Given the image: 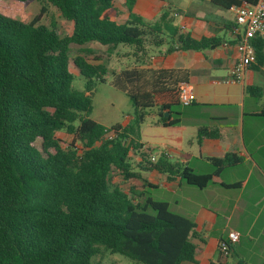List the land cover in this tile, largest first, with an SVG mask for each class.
I'll use <instances>...</instances> for the list:
<instances>
[{
    "label": "trees",
    "instance_id": "obj_1",
    "mask_svg": "<svg viewBox=\"0 0 264 264\" xmlns=\"http://www.w3.org/2000/svg\"><path fill=\"white\" fill-rule=\"evenodd\" d=\"M27 1L0 0V264H90L103 252L135 264H194L195 224L171 213L165 202L140 201L142 193L124 192L111 184V175L118 173L125 181L137 178L130 159L138 157L140 170L204 188L217 183L224 169L242 163L234 153L206 158L212 172L197 174L164 158L152 163L140 151L151 142V129L141 134L139 128L152 110L155 132L178 126L174 108L181 106L179 86L187 84L188 77L182 70L141 68L147 45L166 44L168 55L212 51L221 39L181 33L170 9L154 22L145 21L134 12L136 0H44L68 27L62 36L63 26L40 23L44 7L32 17L25 9ZM257 1L211 3L229 10ZM117 3L127 13L123 23L114 21L121 14ZM88 44L89 49L69 57L70 45ZM252 45L256 63L251 67L259 70L264 66V38ZM119 46L131 49L134 64L113 73L110 85L128 98L133 125L107 128L89 118L91 99L72 88L70 65L90 92L93 80L105 82L104 64ZM244 92L261 98L258 87L246 86ZM110 132L116 136L109 139ZM57 133L71 142L57 138ZM215 136L206 129L197 133L198 141Z\"/></svg>",
    "mask_w": 264,
    "mask_h": 264
},
{
    "label": "crops",
    "instance_id": "obj_2",
    "mask_svg": "<svg viewBox=\"0 0 264 264\" xmlns=\"http://www.w3.org/2000/svg\"><path fill=\"white\" fill-rule=\"evenodd\" d=\"M117 6L121 14L114 21L123 23L127 13L120 4ZM165 9L171 10L173 21L180 19L178 25H173L181 33L195 39L220 38L221 45L212 51H176L168 55H165L166 44L160 48L147 45L148 58L140 61V67L186 71L187 84L194 95L193 104L179 113L178 126L170 129L177 135L165 143L167 149L163 152L170 156L164 159H173V163L197 174L212 172L206 158H222L234 153L243 161L236 167L224 169L217 183L204 188L187 185L179 177L167 180L154 170L148 171L149 177L144 179L138 173L143 170L138 166L134 169L132 165L137 178L125 181L127 190L124 192L143 193L146 187L163 188L169 198L164 197L159 202L167 203L171 213L195 224L198 238L192 239L197 247L194 264H236L237 260L264 264V117L260 116L264 107L245 110L250 96L244 92L246 86H254L260 88L261 98L264 97V66L259 70L248 68L238 83H224L237 59L235 37L231 32L233 13L226 10L229 18L219 14L223 10L213 6L211 0H189L176 7L168 0H136L134 6V12L148 22L156 21ZM129 120L127 118L121 126L129 125ZM200 129L216 136L202 137L198 141ZM186 131L188 138H184ZM139 161L138 157L130 159L131 164L137 165ZM238 183H241L239 187L223 186ZM230 231L239 233L240 238L224 257L219 252V244Z\"/></svg>",
    "mask_w": 264,
    "mask_h": 264
},
{
    "label": "rangeland",
    "instance_id": "obj_3",
    "mask_svg": "<svg viewBox=\"0 0 264 264\" xmlns=\"http://www.w3.org/2000/svg\"><path fill=\"white\" fill-rule=\"evenodd\" d=\"M6 1V0H4ZM169 3L172 5V7H176L177 5H181L182 3L185 4L189 0L181 1V0H168ZM185 2V3H184ZM44 7L46 11L41 17L40 23L44 25H56L57 27H62V33L61 35H67L68 34V27L66 25H62V19L55 14L50 8L45 6L44 0H28L25 9L31 14L32 17L36 16L41 8ZM216 13H218L216 11ZM219 14L229 18L230 13L226 10L220 11ZM179 18H175L173 21L174 25H178ZM91 47L90 44L85 45L83 47H78L75 45H70L69 47V57L72 59L76 55L80 54V50L83 49H89ZM131 49L124 48L122 46H119L117 50H115L110 60L107 64H104L107 67V74L105 75V82L100 83L96 80L92 81L91 90L90 92H86V86L87 81L83 79L81 76L76 74V71L72 65H70V71L73 74V82H72V88L77 91H81L86 93V95H89L92 103V112L89 116V118L104 126V127H111L114 125H122L127 118H130L129 124L130 126L133 125V108L126 97L125 94L122 92H119L115 90L111 85L110 81L112 79V74L117 73L125 68H130L134 64V59L129 54H131ZM148 55V54H147ZM146 55V56H147ZM148 58V57H147ZM249 107H255L256 109L264 107V97L261 99H253L251 97H247L245 102V110H247ZM174 111L181 113L185 111L184 107L178 106L174 108ZM154 110H152L148 116L145 118V122L140 126V133L144 134L146 132H143V130H148L152 132H148V138L151 142L148 143L147 146L149 148V151H145L144 148H142L140 151L147 154V156H155L157 157V160L159 158H162L160 156V153L163 152V150H166L165 143L170 139H174L177 135L176 132L172 130L168 131H157L155 132L153 127L155 124V114ZM214 112V111H212ZM158 133V134H157ZM189 132L186 131L184 133V138L189 137ZM165 135V136H164ZM57 138L70 143L71 138L65 135L64 133H57ZM153 136V137H152ZM164 136V140L161 137ZM152 137V138H151ZM264 152V151H263ZM171 163L174 162L173 159L169 160ZM133 168L137 169V165L134 162ZM138 171V170H137ZM139 175L146 179L149 177L148 171H139ZM111 183L117 187H120L123 191L127 190V182L123 180V178L118 173H113L111 175ZM135 189V187L133 186ZM169 198V195H167L163 188L160 187H146L143 189L142 196L140 197V201H144L145 198H150L153 201L159 202L162 198ZM171 212V211H170ZM90 264H135L133 261L128 259L125 256L119 255V254H110L109 252H103L102 254L98 255L97 257H94L91 259Z\"/></svg>",
    "mask_w": 264,
    "mask_h": 264
},
{
    "label": "built area",
    "instance_id": "obj_4",
    "mask_svg": "<svg viewBox=\"0 0 264 264\" xmlns=\"http://www.w3.org/2000/svg\"><path fill=\"white\" fill-rule=\"evenodd\" d=\"M229 11L233 13L232 35L237 41L235 49L237 59L229 72V78L224 83L233 84L240 82L243 72L256 63L252 41L257 38H264V0H258L253 6L242 4L238 7H230ZM176 17L177 15L174 14ZM179 104L182 107H188L194 102V95L188 84H181L178 91ZM116 136L115 132L108 133L109 139ZM147 151L148 147H143ZM148 152V151H147ZM162 158L169 157L166 152H161ZM150 162L157 161V157L150 156ZM240 235L237 232H228L226 239L219 244V252L222 256H227L231 246L239 242Z\"/></svg>",
    "mask_w": 264,
    "mask_h": 264
},
{
    "label": "water",
    "instance_id": "obj_5",
    "mask_svg": "<svg viewBox=\"0 0 264 264\" xmlns=\"http://www.w3.org/2000/svg\"><path fill=\"white\" fill-rule=\"evenodd\" d=\"M165 116L167 117V114Z\"/></svg>",
    "mask_w": 264,
    "mask_h": 264
}]
</instances>
